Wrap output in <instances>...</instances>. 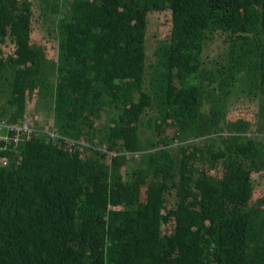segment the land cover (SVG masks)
Here are the masks:
<instances>
[{
    "label": "trees",
    "instance_id": "1",
    "mask_svg": "<svg viewBox=\"0 0 264 264\" xmlns=\"http://www.w3.org/2000/svg\"><path fill=\"white\" fill-rule=\"evenodd\" d=\"M32 98L48 129L0 166V264H264V0H0V118Z\"/></svg>",
    "mask_w": 264,
    "mask_h": 264
},
{
    "label": "rangeland",
    "instance_id": "2",
    "mask_svg": "<svg viewBox=\"0 0 264 264\" xmlns=\"http://www.w3.org/2000/svg\"><path fill=\"white\" fill-rule=\"evenodd\" d=\"M47 25H48L49 32H53L55 29L54 23L51 20H48ZM162 26L163 25L160 21V18L157 16L151 22L150 29H149L148 34H147V42H146L147 48L150 50L151 53L155 52L156 47H157L159 42H162L163 39L167 40V38H168L166 32L162 31V29H161ZM42 33L46 35V33L43 30H42V32L38 31L35 33L34 39L36 41H38L37 42L38 44H41L45 48H47L49 50V53L52 51L55 53L57 51V46H56L55 41L48 39L47 36H45V38H43ZM224 47L220 48V50L213 55V58L211 60L204 62L205 67H206V72L208 74L212 73V72H216L218 66L222 65L225 62L226 57L228 55L227 54L228 51L222 50ZM220 51H221V53H219ZM59 74H60V72H57V75H56V68L54 69L52 66L49 67L46 71V77L52 81H57ZM52 84H53V82H52ZM52 84L49 87L52 88ZM35 88H36V86H33V90L30 94V97H32V94H33ZM248 88H250V87H248ZM49 95H50V92L46 91V95L43 97L42 100H46L49 97ZM35 99L36 98H34V99L32 98V102H34V103H33V108H32L31 114H29V116H33V117H30L28 119H30V121H32L34 123L33 124L34 127H37L40 130L48 129L47 125L45 124L47 120H46V118H44L41 115V111L38 109L37 101ZM245 99H246V96L244 94H242V92L240 90H238V89L233 90L230 93V99H229L230 108L235 107L236 104L241 103V101H244ZM44 103H49V102L44 101ZM153 118L154 117H149V116H146L143 118V126L140 129V139L143 143H147V141L152 137V131L149 128V126L153 124L154 120L151 121V119H153ZM253 128L254 127L251 126L249 128V130H251ZM153 151H155L154 148L152 149V152ZM144 152H146V151H144ZM139 162H140V157L139 156L135 157L131 161V167L136 168L137 165L139 164ZM261 182H264V180L260 179V183Z\"/></svg>",
    "mask_w": 264,
    "mask_h": 264
},
{
    "label": "clouds",
    "instance_id": "3",
    "mask_svg": "<svg viewBox=\"0 0 264 264\" xmlns=\"http://www.w3.org/2000/svg\"><path fill=\"white\" fill-rule=\"evenodd\" d=\"M30 117L33 116L27 115V119L23 120L22 124H20L22 120L19 122H10L7 119L0 118V166H7L10 161H18L20 159L17 152V145L19 144V142L23 140H28V138H30L33 133H36V135L40 133L39 129L37 127H34V123L30 121V119H28ZM25 124H27L28 126L27 132H24L21 129V127L23 128ZM47 131H45V133ZM49 135L51 137L55 136L54 133H49ZM101 152L106 154L105 157L107 159L117 158L120 155H125L128 158L132 157L131 154L122 152L118 148L108 150L106 146H103L101 148ZM142 155L143 153H135L136 157H141Z\"/></svg>",
    "mask_w": 264,
    "mask_h": 264
},
{
    "label": "built area",
    "instance_id": "4",
    "mask_svg": "<svg viewBox=\"0 0 264 264\" xmlns=\"http://www.w3.org/2000/svg\"><path fill=\"white\" fill-rule=\"evenodd\" d=\"M21 129H22L24 132H27V131H28V126H27V124H25V125L23 126V128L21 127ZM0 136H1V134H0Z\"/></svg>",
    "mask_w": 264,
    "mask_h": 264
},
{
    "label": "bare ground",
    "instance_id": "5",
    "mask_svg": "<svg viewBox=\"0 0 264 264\" xmlns=\"http://www.w3.org/2000/svg\"><path fill=\"white\" fill-rule=\"evenodd\" d=\"M80 145V144H79Z\"/></svg>",
    "mask_w": 264,
    "mask_h": 264
}]
</instances>
